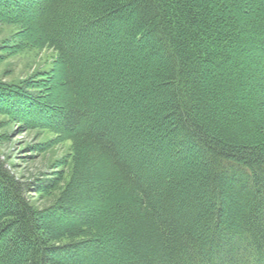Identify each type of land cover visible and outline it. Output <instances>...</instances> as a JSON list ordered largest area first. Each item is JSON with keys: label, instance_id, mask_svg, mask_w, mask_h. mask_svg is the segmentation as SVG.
Instances as JSON below:
<instances>
[{"label": "trees", "instance_id": "trees-1", "mask_svg": "<svg viewBox=\"0 0 264 264\" xmlns=\"http://www.w3.org/2000/svg\"><path fill=\"white\" fill-rule=\"evenodd\" d=\"M0 24L55 53L0 113L72 153L44 208L0 154V264H264V0H0Z\"/></svg>", "mask_w": 264, "mask_h": 264}, {"label": "rangeland", "instance_id": "rangeland-1", "mask_svg": "<svg viewBox=\"0 0 264 264\" xmlns=\"http://www.w3.org/2000/svg\"><path fill=\"white\" fill-rule=\"evenodd\" d=\"M15 31V26L0 24V83L18 86L25 81L31 85L38 81L42 86L54 66L55 53L19 43L13 36ZM32 87L30 91L40 90L38 86ZM20 109L25 111V107ZM16 114L21 117L20 113ZM54 139V134L48 130L29 129L24 122L0 113V154L7 167L22 181L45 180L51 184L40 193L30 192L32 204L37 208L55 201L71 172L70 143Z\"/></svg>", "mask_w": 264, "mask_h": 264}]
</instances>
